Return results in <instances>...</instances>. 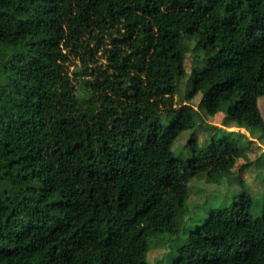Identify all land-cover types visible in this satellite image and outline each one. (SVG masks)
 <instances>
[{
    "label": "trees",
    "instance_id": "trees-1",
    "mask_svg": "<svg viewBox=\"0 0 264 264\" xmlns=\"http://www.w3.org/2000/svg\"><path fill=\"white\" fill-rule=\"evenodd\" d=\"M186 39L215 52L185 98L264 138V0H0V264H148L188 180L232 171L233 131L171 150L197 121L174 101ZM250 205L210 212L169 264H264Z\"/></svg>",
    "mask_w": 264,
    "mask_h": 264
},
{
    "label": "rangeland",
    "instance_id": "rangeland-1",
    "mask_svg": "<svg viewBox=\"0 0 264 264\" xmlns=\"http://www.w3.org/2000/svg\"><path fill=\"white\" fill-rule=\"evenodd\" d=\"M184 42L185 74L177 81L174 101L176 105L184 102L196 109L197 121L192 128L182 131L176 137L171 150L176 157L186 158L191 153L188 144L190 140L194 139L198 147H203L215 133V128H224L239 135L238 146L242 149V155L227 174L218 172L208 176L200 172L188 180L186 195L180 200L175 216L178 233L174 236L164 233L148 239V264H169L175 254L173 250L184 242L189 232L201 225L210 212L228 208L243 193L250 196L251 205L247 213L252 217L260 216L264 209V138L258 130L239 128L233 124L224 126L222 111L210 114L200 109V94L185 98L194 62L214 54L215 49L197 48L194 40L190 39ZM202 64L196 66L201 68ZM257 105L264 120V94L257 98Z\"/></svg>",
    "mask_w": 264,
    "mask_h": 264
}]
</instances>
